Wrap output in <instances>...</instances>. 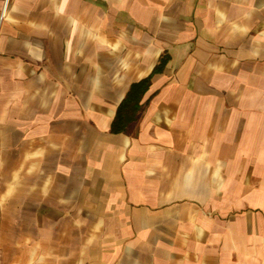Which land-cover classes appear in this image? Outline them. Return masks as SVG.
Wrapping results in <instances>:
<instances>
[{
  "label": "crops",
  "instance_id": "0c3cea01",
  "mask_svg": "<svg viewBox=\"0 0 264 264\" xmlns=\"http://www.w3.org/2000/svg\"><path fill=\"white\" fill-rule=\"evenodd\" d=\"M0 264H264V0H0Z\"/></svg>",
  "mask_w": 264,
  "mask_h": 264
},
{
  "label": "trees",
  "instance_id": "16d2710c",
  "mask_svg": "<svg viewBox=\"0 0 264 264\" xmlns=\"http://www.w3.org/2000/svg\"><path fill=\"white\" fill-rule=\"evenodd\" d=\"M165 67L166 62L164 59L156 67L153 74L161 73ZM152 76L131 87L126 98L120 105L117 115L112 123L113 134H126L130 131V128L138 122L141 114L146 109V105L142 104V101L151 87Z\"/></svg>",
  "mask_w": 264,
  "mask_h": 264
}]
</instances>
